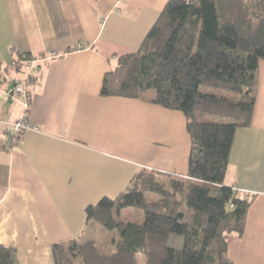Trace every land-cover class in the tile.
I'll use <instances>...</instances> for the list:
<instances>
[{
    "label": "crops",
    "instance_id": "obj_1",
    "mask_svg": "<svg viewBox=\"0 0 264 264\" xmlns=\"http://www.w3.org/2000/svg\"><path fill=\"white\" fill-rule=\"evenodd\" d=\"M53 1L67 37L48 0H0V247L15 249L19 264H55L54 245L87 236V207L117 198L141 171L189 173L182 112L152 103L155 95L101 94L105 76L139 50L170 0ZM19 54L34 57L23 62L31 71L20 69ZM12 71L23 84H9ZM23 116L33 128L15 136ZM225 184L255 195L228 257L264 264V61L252 124L236 133Z\"/></svg>",
    "mask_w": 264,
    "mask_h": 264
},
{
    "label": "trees",
    "instance_id": "obj_2",
    "mask_svg": "<svg viewBox=\"0 0 264 264\" xmlns=\"http://www.w3.org/2000/svg\"><path fill=\"white\" fill-rule=\"evenodd\" d=\"M48 3L59 37H67L61 10ZM261 61L264 0H170L139 50L105 76L101 94L143 99L155 91L152 103L182 112L192 142L188 177L141 171L117 198L86 209L88 228L118 235L116 251L103 255L92 240L56 244L55 264H138L139 256L146 264H235L228 242L244 235L255 195L225 181L236 133L252 124ZM131 210L140 218L122 220ZM0 264H19L16 250L0 247Z\"/></svg>",
    "mask_w": 264,
    "mask_h": 264
},
{
    "label": "rangeland",
    "instance_id": "obj_3",
    "mask_svg": "<svg viewBox=\"0 0 264 264\" xmlns=\"http://www.w3.org/2000/svg\"><path fill=\"white\" fill-rule=\"evenodd\" d=\"M23 79H24L23 74L16 73L14 71L13 73H11L8 81H9L10 85H13L14 87H16L19 84H23ZM201 90L204 93L214 94V95H218L221 97H226V98L234 97V95L232 93L221 91V90H215V89H210V88H202ZM154 95H156L155 91H149L145 97L148 98V97L154 96ZM183 178H187V177H183ZM167 179L168 178L165 177V180H167ZM139 215L140 214L137 211L131 210V211H129V213L126 214V216H123L122 220H125V221L138 220L140 218ZM113 238L115 240H117L118 235L115 233L114 234L109 233L107 231L102 230L100 227H97V225H93V227L88 228L87 236L84 237L80 243H86L89 240L95 241L99 247L101 254L111 255L116 251L114 246L112 245V239ZM137 261H138V264H146V260H145L144 256H139L137 258Z\"/></svg>",
    "mask_w": 264,
    "mask_h": 264
},
{
    "label": "built area",
    "instance_id": "obj_4",
    "mask_svg": "<svg viewBox=\"0 0 264 264\" xmlns=\"http://www.w3.org/2000/svg\"><path fill=\"white\" fill-rule=\"evenodd\" d=\"M31 66H32V64L25 65V64L19 63L20 69L23 68V69H28L29 71H31ZM16 94L26 97V100H27L26 108L28 109L29 103H28L27 91L23 90L22 88H18L16 90ZM32 128H33V126L28 122L27 117L23 116L18 122H16L13 125L14 135L15 136H21L24 133H26L27 131L31 130Z\"/></svg>",
    "mask_w": 264,
    "mask_h": 264
}]
</instances>
